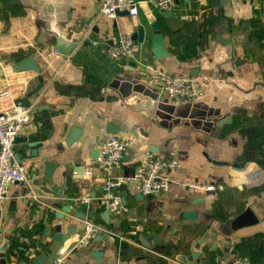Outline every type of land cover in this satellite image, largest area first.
I'll return each instance as SVG.
<instances>
[{
	"label": "crops",
	"instance_id": "obj_1",
	"mask_svg": "<svg viewBox=\"0 0 264 264\" xmlns=\"http://www.w3.org/2000/svg\"><path fill=\"white\" fill-rule=\"evenodd\" d=\"M97 3L0 0V90L21 85L32 110L13 144L30 181L12 183L0 205V264H51L84 220L102 230L63 264H264V0H175L171 14L142 0L136 14L115 17L98 15ZM120 34L140 44V62L107 53ZM150 65L195 75L209 90L169 101L147 82ZM110 125L129 140L117 172H131L146 149L175 148L176 178L219 187L173 184L142 196L121 186L127 210L118 213L78 202L102 190L91 159L116 133Z\"/></svg>",
	"mask_w": 264,
	"mask_h": 264
},
{
	"label": "built area",
	"instance_id": "obj_2",
	"mask_svg": "<svg viewBox=\"0 0 264 264\" xmlns=\"http://www.w3.org/2000/svg\"><path fill=\"white\" fill-rule=\"evenodd\" d=\"M154 4L163 11L173 10L175 0H154ZM121 10L136 14L137 0H98L97 13L100 16L115 17ZM140 44L127 34H120L114 43L107 47V53L124 61L140 62ZM142 63V62H141ZM147 82L155 87L163 96L174 103H192L200 99L208 90L209 84L195 75L188 73H170L164 69L150 65L147 71ZM23 91L19 84L9 83L0 90V205L8 196L12 183L29 185V177L25 165L15 159L13 144L21 136L23 127L31 118V106L17 102ZM129 144L123 133H111L91 159L92 167L102 175V190L98 195L85 192L76 197L80 203L93 200L102 204L107 211L118 213L127 210L122 195L118 191L121 186L134 188L142 196H157L178 184L189 192L210 193L215 191L218 183L203 182L196 179H178L175 172L181 167V158L175 148L166 153L151 149L143 151L135 162L131 172H117L123 163V155ZM84 173L90 175L93 169ZM25 194V193H24ZM25 195L34 198L40 205L43 199L32 190ZM82 233L69 245L60 246L51 264H63L69 253L76 248L86 246L101 231V227L92 221L84 220ZM210 264H252L248 258H236L231 261L219 260Z\"/></svg>",
	"mask_w": 264,
	"mask_h": 264
},
{
	"label": "water",
	"instance_id": "obj_3",
	"mask_svg": "<svg viewBox=\"0 0 264 264\" xmlns=\"http://www.w3.org/2000/svg\"><path fill=\"white\" fill-rule=\"evenodd\" d=\"M137 1H142V0H137ZM124 12H128L127 10H123ZM163 11V10H162ZM172 13V11L171 10H169V11H165V14H171ZM152 23H151V29L153 30V31H155L154 32V34H153V39L154 40H160L161 39V35L157 32V29H158V26H157V23L155 22V21H153V19H152V21H151ZM136 36V37H135ZM134 37L135 38H137L138 40H140V41H142L143 39H144V27L142 26V25H140L139 27H138V31H137V35H134ZM60 41V40H59ZM60 44H61V41H60ZM21 101V102H20ZM17 102H20L22 105L23 104H25V103H22V99L21 98H18L17 99ZM27 104V103H26ZM26 106V105H25ZM221 123V122H220ZM220 123H218V124H220ZM109 128H110V131L111 132H116V131H118L119 130V127H116V125H110L109 126ZM17 139V138H16ZM15 139V140H16Z\"/></svg>",
	"mask_w": 264,
	"mask_h": 264
}]
</instances>
